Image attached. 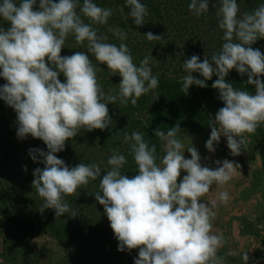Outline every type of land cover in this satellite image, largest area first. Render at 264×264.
<instances>
[{"label":"clouds","instance_id":"obj_1","mask_svg":"<svg viewBox=\"0 0 264 264\" xmlns=\"http://www.w3.org/2000/svg\"><path fill=\"white\" fill-rule=\"evenodd\" d=\"M209 3L210 0H191L189 11L200 16L209 11ZM78 4L79 0H40L37 9V0L0 2V17L11 25L6 30L0 27V76L7 81L0 86V99L17 112L18 137L31 135L47 146V152L29 150L33 161L40 162L36 155L39 153L46 165L34 170L32 185L45 201L41 213L54 209L57 220L65 213L73 218L78 215L64 197L100 178L101 168L99 164L85 163L69 168L56 153L63 151L66 141L81 129L91 132L109 128L113 121L108 104H116L119 99L121 104L130 101L135 106L143 94L159 84L149 67L152 57H145L137 66L125 43L117 46L104 42L107 36H99L81 19L76 11ZM126 4L135 25L143 26L147 7L140 0H126ZM215 9L218 26L223 30L222 48L211 58L205 56L202 62L195 54L184 61L187 75L183 77L182 91L187 95L192 85L207 87L206 81L214 74L218 77L212 87L219 91L225 106L215 114L206 148L214 153V145L223 135L231 155L238 156L247 144L245 134H254L264 124V80L259 79L264 76V53L252 47L258 39H264V4L242 16H238L237 0H219ZM80 11L94 24H106L113 14L112 9L100 7L93 0H83ZM110 31L121 41L127 38V33L118 28ZM70 34L77 44L87 41L86 52L61 55ZM144 35L149 41L162 38L152 32ZM87 53L122 77L118 94L104 92ZM232 69L242 76L247 74L246 82L255 86V94L226 82ZM194 72L204 79L195 78ZM61 73L65 82L59 79ZM180 130L179 124L167 134L154 130L155 136L166 141L162 166L156 163L155 144L150 147L141 132L125 134L138 174L131 178L122 174L126 158L113 150L107 161L111 168L99 179L102 194L96 193L95 199L103 205L119 241L118 250L139 249L134 264H225V258L217 254L225 240L222 234H213L212 220L217 200L227 204L229 193L218 192L210 202H202L201 197L210 192L213 184L226 185L240 166L227 159L217 160L215 169L202 166L197 148L191 145L185 150L176 138ZM185 151L191 154L190 159L185 158ZM182 171L187 174L178 183ZM243 260L248 262V253Z\"/></svg>","mask_w":264,"mask_h":264},{"label":"trees","instance_id":"obj_2","mask_svg":"<svg viewBox=\"0 0 264 264\" xmlns=\"http://www.w3.org/2000/svg\"><path fill=\"white\" fill-rule=\"evenodd\" d=\"M15 2L18 4L19 0H15ZM54 2L58 3L59 0H54ZM93 2L100 7L112 9L113 14L109 17L108 22L94 24L85 17L80 11L83 0H79L76 9L81 19L90 24L99 36H107V40L104 42L117 46L120 43H125L137 66L145 57H152L149 67L152 69V75L158 78L159 84L157 88L143 94L135 106L130 101L127 105L121 104L119 99L116 104H108L109 115L113 123L105 130L95 129L89 132L81 129L80 152L78 148L74 150V145L66 141L64 150L56 153L69 168L75 167L79 163L99 164L101 168L100 178L90 181L84 186L85 190H82L81 187V190L75 195L64 198V202L68 203L70 209L76 211L78 215L73 218L70 214L65 213L58 220L54 209L48 208L41 213L40 208L44 204L42 202L45 201L38 195L34 187L32 188L34 180L32 173L26 174V187L24 183L17 184L14 180H9V176L6 175L7 162L13 154L19 125L18 119L12 115L15 110L3 99H0V183L4 189L3 192L6 193L0 192V215L23 233L50 234L60 240L69 241L80 237L82 221L85 224L95 220L105 223L108 228H111L103 205L96 201L95 194H102L99 188V179H102L106 174L105 171L111 168L107 161L113 155V150L126 158L127 163L121 168L122 174H126L129 178L138 174V166L134 161L131 143L124 141L125 134L141 132L150 147L155 144L158 165L161 155V138L155 136V129L167 134L168 130L179 124L181 130L177 134H211L210 126L215 122V114L225 106L219 98V91L212 87L214 81L218 79L215 74L211 80L206 81L207 87L192 85L187 95L182 91L183 77L187 75L183 67L184 61L195 54L200 57L202 62L205 56L211 58L222 48L223 30L218 26L219 18L215 9V5H219V0H210L209 11L200 16L189 11L188 6L191 0H140L148 10L143 26H137L133 22L126 0H93ZM39 3L40 0H37L35 6L37 9ZM237 3L240 9L238 16H242L243 13L252 12L264 4V0H237ZM121 8H123V12L120 11ZM0 23L2 25L0 27L4 29L11 26L6 21L0 20ZM117 28L127 33L125 40L121 41L110 31V29ZM148 32L160 35L162 38L149 41L144 35ZM69 45H72L73 48L68 52L87 51V41L77 44L74 35L70 34L61 54L66 52ZM252 47L264 53V39H258ZM87 54L96 67L97 80L104 92L118 94L122 77L118 73L111 72L106 64L96 61L91 53ZM49 66L51 67V64ZM213 66L215 67V65ZM61 74L59 79L64 82L63 78L65 77ZM193 76L197 79H204L198 72H194ZM225 79L226 82L232 83L234 88L255 94V86L248 85L246 82L247 74L242 76L232 69ZM259 79L264 80V76ZM249 136L253 139L255 150L264 169V124H261L256 132ZM37 140L41 142L40 139L30 137V143ZM89 150H93V152ZM44 151L47 152L46 149ZM3 180H9L8 185H5L6 182ZM17 186L20 187L19 192L16 191ZM26 189L30 190L29 196ZM12 193L15 194L16 199L12 198ZM244 226L249 228L250 224L244 223Z\"/></svg>","mask_w":264,"mask_h":264},{"label":"rangeland","instance_id":"obj_3","mask_svg":"<svg viewBox=\"0 0 264 264\" xmlns=\"http://www.w3.org/2000/svg\"><path fill=\"white\" fill-rule=\"evenodd\" d=\"M0 20L4 21L2 17H0ZM72 48L73 46L69 45L66 49V52L61 55L70 56L74 54V51L68 52V50H71ZM0 72H2V69ZM61 76L64 77L63 74H61ZM63 79L65 82L66 78ZM6 83L7 81L2 76H0V86L5 85ZM12 115L15 119H18L16 111H14ZM81 135L82 133L79 132L76 137L70 138L68 140L74 145L73 149L76 150L78 148L79 152L81 151V147L79 146L81 143ZM30 137L29 135L26 138L17 137L13 154L10 156V159L7 162L8 167L6 169V175L9 176V180H14L17 182V184L24 183L25 187L26 174L29 175L32 173L33 178L35 179L34 170L36 168H44L46 166L42 162L43 158L39 156V153H36V155L37 161L40 162L33 161L29 150L46 149L48 151L46 144L41 139L40 141L42 144L38 140L36 142L30 143ZM176 138L181 140L185 146V150L191 145L197 148L201 156L202 165H205V162H210L209 159L213 160L214 164L217 160L223 161L216 151L214 153H209L205 150V143L207 141L203 135L177 134ZM245 138L247 140L246 145L249 148L248 151L257 155V152H253L255 150L253 139H251L249 135H245ZM221 140L225 141L227 138L224 136V139H220V141ZM165 143L166 141L161 139V155L158 166H162L161 159L166 154L164 147ZM89 151L93 152V150ZM227 152H231V150L229 149ZM184 155L185 158H191V154L187 151H185ZM57 157L61 159L60 156ZM226 158H228L227 155ZM230 158L233 159L232 156H230ZM25 167L27 168V171H25ZM211 167H215V165L211 164ZM186 174V172H181L178 183L182 181L183 176ZM9 180H3L6 182L5 185H8ZM262 180L264 181V174ZM256 185V194L258 193V196L261 197L264 208V185L258 182L255 184V186ZM229 188L231 189L232 186L227 185L223 188L222 186L217 187L215 184H213L209 192L210 198L213 196L216 197L217 193L225 191L224 189L228 191ZM18 189H20L19 186H17V192H19ZM28 189L25 191H28L27 195L29 196L30 190ZM80 190L81 189L79 188L76 193H78ZM82 190H85L84 186H82ZM3 191L4 189L0 183V192ZM12 198L16 199L14 193H12ZM226 207L227 204L224 206V208ZM256 209L260 210V207ZM244 222L250 224L247 219H245ZM80 229L81 234L78 239L65 241L60 240L59 238L50 234L32 235L29 233H23L10 224L6 218L0 215V264H134L135 258H138L139 249H133L129 251L127 248H125L123 252L118 250L119 241L115 237L112 228H108L105 223L91 220V222L84 224L82 221ZM246 229L253 231L255 226L254 224H250L249 228Z\"/></svg>","mask_w":264,"mask_h":264},{"label":"crops","instance_id":"obj_4","mask_svg":"<svg viewBox=\"0 0 264 264\" xmlns=\"http://www.w3.org/2000/svg\"><path fill=\"white\" fill-rule=\"evenodd\" d=\"M203 136L206 141L210 138V134ZM220 139H224V136L222 135ZM226 144L227 140H221L214 145L215 151L222 160L233 161L240 167L236 170L234 177L222 186L223 188L227 185L232 186L227 191L230 194L227 207L224 208L226 204L217 200V205L213 209L215 216L212 220V232L213 234H222L225 240L217 254L225 258V264H264V208L261 197L258 196V193L256 194L257 189H255L257 182L264 185L262 180L264 169L261 166L258 153L257 155L250 153L247 145L241 149L240 155L233 156L231 152H227L229 148ZM205 150L210 153L207 148ZM253 152L257 151L254 150ZM226 155L228 158H226ZM209 160L210 162L204 163L206 166H202L211 169L218 167L213 160ZM211 164L215 167H211ZM224 190L226 191V189ZM211 198L216 199L214 196ZM211 198L208 193L201 197V201L210 202ZM258 207H260V210L256 209ZM245 219L250 224H254L255 229L253 231L246 229L244 226ZM229 252L235 253V255H227ZM245 253H248V262L243 260Z\"/></svg>","mask_w":264,"mask_h":264}]
</instances>
